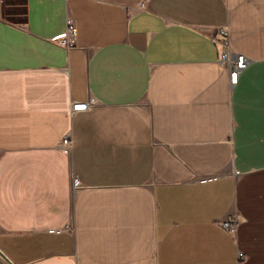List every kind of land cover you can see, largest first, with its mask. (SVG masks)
<instances>
[{
	"label": "crops",
	"instance_id": "obj_1",
	"mask_svg": "<svg viewBox=\"0 0 264 264\" xmlns=\"http://www.w3.org/2000/svg\"><path fill=\"white\" fill-rule=\"evenodd\" d=\"M139 1L0 0L12 264H264V0ZM221 26L249 60L233 86Z\"/></svg>",
	"mask_w": 264,
	"mask_h": 264
},
{
	"label": "built area",
	"instance_id": "obj_2",
	"mask_svg": "<svg viewBox=\"0 0 264 264\" xmlns=\"http://www.w3.org/2000/svg\"><path fill=\"white\" fill-rule=\"evenodd\" d=\"M146 1L147 0L139 1V7L143 9L145 7ZM76 30L77 29L75 23L72 20L68 19L65 30H63L62 33L53 38L52 42L54 43V45H59L66 50H70V48L75 45L74 42L76 37ZM229 37L230 35L227 26H221L214 32L210 40L212 44L219 47L218 61L228 75L227 77L230 86H233L237 83L240 73L247 67L249 60L245 55L241 53L237 54L236 52L232 51ZM88 106V102L72 103L69 108L70 114L72 115L77 111L83 112ZM60 145L65 149L70 147L68 135H65L61 139ZM76 186H78V184L76 180H74L71 188L75 189ZM220 225L224 230L228 232V234L233 235L236 232L238 226L237 217L232 216L230 219L221 220ZM243 258V254L239 252L237 260H241Z\"/></svg>",
	"mask_w": 264,
	"mask_h": 264
},
{
	"label": "water",
	"instance_id": "obj_3",
	"mask_svg": "<svg viewBox=\"0 0 264 264\" xmlns=\"http://www.w3.org/2000/svg\"><path fill=\"white\" fill-rule=\"evenodd\" d=\"M0 256H2V257L7 261L8 264H12V263L8 260V258H7L6 256L3 255V253H2L1 251H0Z\"/></svg>",
	"mask_w": 264,
	"mask_h": 264
}]
</instances>
